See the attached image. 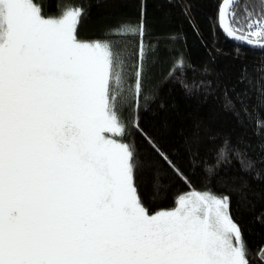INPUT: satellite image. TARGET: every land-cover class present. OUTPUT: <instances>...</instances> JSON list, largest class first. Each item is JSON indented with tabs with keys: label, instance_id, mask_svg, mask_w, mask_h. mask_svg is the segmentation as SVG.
<instances>
[{
	"label": "rangeland",
	"instance_id": "1",
	"mask_svg": "<svg viewBox=\"0 0 264 264\" xmlns=\"http://www.w3.org/2000/svg\"><path fill=\"white\" fill-rule=\"evenodd\" d=\"M1 2L0 264H246L224 197L188 191L152 214L138 203L107 109L108 42L75 40L74 10L43 19L31 0ZM104 240L122 251L94 255Z\"/></svg>",
	"mask_w": 264,
	"mask_h": 264
},
{
	"label": "trees",
	"instance_id": "2",
	"mask_svg": "<svg viewBox=\"0 0 264 264\" xmlns=\"http://www.w3.org/2000/svg\"><path fill=\"white\" fill-rule=\"evenodd\" d=\"M31 1L43 19L76 11L75 40L108 42L107 109L140 206L171 210L196 190L224 197L245 263L264 264V46L224 35L222 0ZM226 14L232 33H264V0H233Z\"/></svg>",
	"mask_w": 264,
	"mask_h": 264
},
{
	"label": "water",
	"instance_id": "3",
	"mask_svg": "<svg viewBox=\"0 0 264 264\" xmlns=\"http://www.w3.org/2000/svg\"><path fill=\"white\" fill-rule=\"evenodd\" d=\"M232 1L233 0H222L220 7H219V25H220V29L222 30L224 35H226L228 37H232L234 39H237L241 43H244V44H247L250 46H264V41L263 42L251 41V40H248L247 38H245L243 36L236 35L230 31V29L228 27V20H227L226 11H227V8L231 4Z\"/></svg>",
	"mask_w": 264,
	"mask_h": 264
},
{
	"label": "flooded vegetation",
	"instance_id": "4",
	"mask_svg": "<svg viewBox=\"0 0 264 264\" xmlns=\"http://www.w3.org/2000/svg\"><path fill=\"white\" fill-rule=\"evenodd\" d=\"M119 246H120V250L122 251V247H123L122 242L118 243L116 241L114 242V241L104 240V242H102V246L94 251V255L100 258L104 257L105 259H108L114 252L118 250ZM121 259L122 257L120 256V261ZM107 264H114V263L108 260ZM149 264H162V261L161 260H155L154 262L150 261Z\"/></svg>",
	"mask_w": 264,
	"mask_h": 264
}]
</instances>
